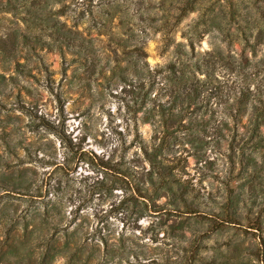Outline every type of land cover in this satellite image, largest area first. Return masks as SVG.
I'll use <instances>...</instances> for the list:
<instances>
[{
	"label": "rangeland",
	"instance_id": "374dc122",
	"mask_svg": "<svg viewBox=\"0 0 264 264\" xmlns=\"http://www.w3.org/2000/svg\"><path fill=\"white\" fill-rule=\"evenodd\" d=\"M0 264H264V0H0Z\"/></svg>",
	"mask_w": 264,
	"mask_h": 264
},
{
	"label": "trees",
	"instance_id": "16d2710c",
	"mask_svg": "<svg viewBox=\"0 0 264 264\" xmlns=\"http://www.w3.org/2000/svg\"><path fill=\"white\" fill-rule=\"evenodd\" d=\"M156 150V149H155ZM142 153L144 155V158L146 161H148L151 170L146 171L147 179L152 181L153 177L156 176H162L163 173V165L160 162V160L157 159V154L154 151H148L146 147L142 149Z\"/></svg>",
	"mask_w": 264,
	"mask_h": 264
}]
</instances>
